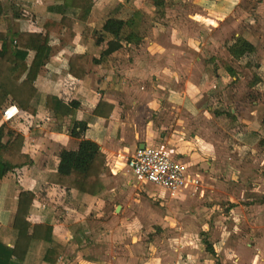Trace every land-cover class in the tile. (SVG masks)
<instances>
[{
	"label": "crops",
	"instance_id": "obj_1",
	"mask_svg": "<svg viewBox=\"0 0 264 264\" xmlns=\"http://www.w3.org/2000/svg\"><path fill=\"white\" fill-rule=\"evenodd\" d=\"M1 1L5 6V14L0 17V25L13 33L26 28L40 31L46 21L54 19V15L47 12L53 0ZM176 1L178 3L189 0H95L88 22L93 29L91 36H83L85 23L82 22L76 24L77 36L73 42L61 41L58 36L63 31L59 35V28H55L51 34L53 41L45 59V70L39 73L36 85L40 91L43 89L44 93L57 95L65 102L79 101L80 106L72 117L89 122L85 137L98 143L106 155L102 174L104 189L96 196H86L76 189L66 192L62 186L48 184L36 193L30 219L33 224L40 223L44 209H53V237L67 248L58 264H70L71 261L68 247L72 235L69 224L83 218L84 211H87V215L97 216L108 203L117 202L115 196L112 199V196L105 197L103 194L106 191L113 192L109 185L114 180L117 182L123 174L124 164L129 166L128 155L137 147L145 144L167 150L172 157L187 166L189 175L206 182V177L214 175L215 172L214 168L209 170L206 164L214 166L215 161L211 160L219 159L222 152L226 155L224 160L230 161V148L237 147L236 143L250 147L243 140V136L255 138L264 129V116H258L255 128H251L235 112L243 104L254 109L261 108L260 103H264V89L259 96L255 93L262 89L259 84L264 80V61L260 60L263 59L261 56L264 55V44L260 48L245 25H234L224 33L225 28L231 26L225 25L235 22L230 23V17L219 10L218 0H201L194 5L191 3L189 10L177 9ZM115 3L124 5L119 15L124 16L132 11L141 13L142 23L138 29L140 38L131 43L125 42L123 50L111 53L99 63H90L83 80L72 78L69 73V59L73 53H88L91 59L99 58L107 49L109 41L116 42L109 35L107 38L105 36V41H97L102 34L104 21L117 6ZM26 6L37 12L25 15ZM214 20L217 21L216 26ZM192 28L195 31L189 30ZM190 32L200 34V41L187 36ZM229 32L234 34L228 36ZM214 33L221 34L223 40L214 39ZM205 35L209 36V40ZM260 37L262 41L263 35ZM238 38L247 40L256 47L253 56L257 58L256 61L237 60L231 55L230 50ZM204 45H209L207 49L212 51L211 56L207 54L208 50L203 53ZM124 51L131 53L125 54ZM217 53L226 56L224 66L220 64L222 60L216 56ZM196 55L198 56L195 58ZM33 56L34 52H30L28 63ZM253 62L258 64L256 68L249 66ZM244 70L248 72L243 74ZM42 77L44 81L58 80L57 85L49 82L43 87L44 81L40 82ZM228 80L232 81V86ZM254 81L257 85L252 86ZM46 86L55 92H49L45 89ZM256 96L259 99L254 100V104L245 99H255ZM101 100L114 105L109 117L93 116ZM11 106L14 111H20L16 104L7 108ZM261 111L264 110L261 108ZM219 112L224 114L220 115ZM46 117H50V121ZM55 118L52 111L40 114L36 119L24 113L9 120L3 116V120L10 123L13 129L24 134V152L30 154L35 164L44 170L56 171L60 165L69 166L70 163L63 160L60 153L63 150L77 149L80 142L69 134L72 119L65 118L61 124ZM32 125L35 126L33 131ZM17 172L22 174L18 180L10 176V173L15 172H8L0 180V224L8 227L14 224L18 192L21 188L33 189L35 185L27 176V167L16 170ZM121 172L122 174H118ZM148 184L170 193L200 188L188 184L179 190L169 191L150 182ZM249 206L252 209L253 206ZM119 210L127 211L128 207L119 205L117 211ZM231 216L234 218L231 225L235 228L243 222L245 224V220L252 227L258 228L259 224H264L254 216L241 217L234 213ZM99 217L100 215L97 218ZM27 263L43 264L35 252Z\"/></svg>",
	"mask_w": 264,
	"mask_h": 264
},
{
	"label": "rangeland",
	"instance_id": "obj_2",
	"mask_svg": "<svg viewBox=\"0 0 264 264\" xmlns=\"http://www.w3.org/2000/svg\"><path fill=\"white\" fill-rule=\"evenodd\" d=\"M218 1L219 10L230 17V23L235 22L226 24L225 27L231 26L225 28L224 33L234 25L248 26L245 29L251 31L250 35L253 34V40L261 48L264 44V0ZM199 2L201 0L176 1L175 7L189 10L191 3ZM28 7L24 9L25 15L37 12ZM213 23L216 26L217 21ZM189 30L195 31L193 28ZM233 34L229 32L227 35ZM260 35H263L262 41ZM156 36L159 38L160 35L157 33ZM187 36L200 41V34L190 32ZM205 36L209 40V36ZM213 37L223 40L221 34L214 33ZM208 46L204 45V54ZM207 54L211 56L212 51L208 50ZM216 56L224 66L226 56L223 53ZM261 57L263 59L260 60L264 61V55ZM256 60L255 57L251 59ZM257 65L254 62L251 64L253 68ZM245 72L248 71H242L243 74ZM43 81L42 77L40 82ZM228 81L232 86V81ZM49 82L56 86L58 80H45L42 86ZM48 88L46 86L45 89ZM263 89L253 92L259 96ZM245 99L253 103L259 98ZM260 105L264 110V103ZM261 108L250 109L243 104L235 112L251 128H255L256 118L264 116ZM254 110H257L256 113ZM243 140L250 147L236 143L237 147H229L231 155L229 148L226 149L230 161L224 160L226 155L222 152L219 159L211 160L215 161L214 166L206 164L209 170L215 169L214 175L206 177L204 185L194 191L170 193L157 189L147 181L135 178L123 161V174L118 173L122 175L117 182L114 180L109 185L113 192L103 194L105 197L112 196V199L115 196L117 202L108 203L97 216L87 215L84 211L83 218L69 224L72 235L68 247L71 253L69 259L73 264H264V224L252 227L245 220V224L243 222L236 228L231 225L234 219L231 213L241 217L254 216L264 222V205L253 204L251 209L244 204L248 203L245 195L255 193V189L264 193V129L255 138L245 135ZM21 175L19 172L10 173L14 180ZM119 205L128 207V210L117 211Z\"/></svg>",
	"mask_w": 264,
	"mask_h": 264
},
{
	"label": "trees",
	"instance_id": "obj_3",
	"mask_svg": "<svg viewBox=\"0 0 264 264\" xmlns=\"http://www.w3.org/2000/svg\"><path fill=\"white\" fill-rule=\"evenodd\" d=\"M94 6L95 0H53L47 12L54 15V19L46 21L40 31H30L26 28L13 33L0 25V180L8 172L27 167V176L35 184L33 189L21 188L18 192V209L13 226L0 224V264H28L27 261L33 252L40 255L43 264H58L66 252V246L53 237L54 211L51 207L44 209L40 223L33 224L30 219L36 193L46 184L62 186L66 192L76 189L91 197L104 189L102 174L106 155L98 143L85 137L89 122L72 117L80 102H65L57 95L40 91L36 85L39 73L45 70V59L51 48V34L54 29L59 28V35L63 31V34L58 36L61 41L73 42L77 36L76 24L82 22L85 23L83 36H91L93 29L88 22ZM123 6L118 4L111 10L103 23L102 34L97 39L98 43H101L105 41V36L107 38L109 35L114 37L116 42L109 41L107 49L99 58L91 59L88 53H73L69 59V73L72 78L83 80L90 63H99L111 53L123 50L125 42L131 43L140 38L138 29L142 23L141 13L132 11L124 16L119 15ZM4 14L5 6L0 0V17ZM255 50L256 47L251 42L240 38L232 46L230 53L237 60L250 61L255 55ZM30 52H34V56L28 63ZM255 85L256 81L252 86ZM259 85L264 87L263 82ZM11 104H16L21 114L24 113L32 119L48 111H52L61 124L65 118L72 119L69 134L80 140L78 148L63 150L60 153L61 158L70 163L69 166L60 165L54 171L41 169L35 164L31 155L24 152V134L3 120L2 110ZM113 107L112 103L101 100L93 116L109 117ZM34 128L32 125L31 131ZM245 196L247 205L264 204V193L251 192ZM70 264H73L72 261Z\"/></svg>",
	"mask_w": 264,
	"mask_h": 264
},
{
	"label": "built area",
	"instance_id": "obj_4",
	"mask_svg": "<svg viewBox=\"0 0 264 264\" xmlns=\"http://www.w3.org/2000/svg\"><path fill=\"white\" fill-rule=\"evenodd\" d=\"M19 110H13V106L4 109L5 119L18 117ZM50 121V117H46ZM129 169L140 180L155 184L169 191H176L188 184L195 188L202 187L204 180L197 179L188 174L185 164L179 162L165 150L152 145L137 147L128 155Z\"/></svg>",
	"mask_w": 264,
	"mask_h": 264
},
{
	"label": "water",
	"instance_id": "obj_5",
	"mask_svg": "<svg viewBox=\"0 0 264 264\" xmlns=\"http://www.w3.org/2000/svg\"><path fill=\"white\" fill-rule=\"evenodd\" d=\"M145 146V144L141 145L140 148H143Z\"/></svg>",
	"mask_w": 264,
	"mask_h": 264
}]
</instances>
